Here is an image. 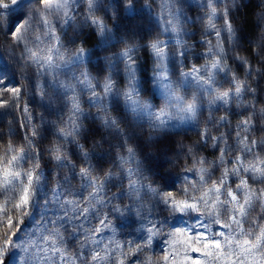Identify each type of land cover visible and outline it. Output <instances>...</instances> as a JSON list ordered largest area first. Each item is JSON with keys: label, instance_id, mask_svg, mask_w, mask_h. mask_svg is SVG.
Returning a JSON list of instances; mask_svg holds the SVG:
<instances>
[{"label": "snow or ice", "instance_id": "snow-or-ice-1", "mask_svg": "<svg viewBox=\"0 0 264 264\" xmlns=\"http://www.w3.org/2000/svg\"><path fill=\"white\" fill-rule=\"evenodd\" d=\"M238 2L194 0L196 7L203 10L197 19L203 26L205 37L201 43L207 46L203 55L210 59L201 66L193 64L183 69V59L189 51L184 40L188 34L184 25L190 20L185 12L187 0H159V11L155 17L157 24L162 21L163 25L159 33L147 42L141 34L145 17L140 15L138 8L144 7L151 11L152 4L149 0H144L143 4L139 0H117V10H126L129 15H117L114 12L112 19L122 26L127 39L117 40L124 46L112 55L103 57L107 74L101 79L85 66L86 60L98 53L87 48L84 41L71 49L66 47L57 32V25L61 31H64L65 26H72L83 6V23L92 27L94 34L99 37L100 46L109 44L114 38L112 28L103 17L96 15L101 7L107 14V5L100 0H0V37L11 41L7 44V51L13 58L35 66L38 75L49 76L50 84L62 91L70 105L69 115L60 120L63 126L56 128L58 140L51 143L46 151L56 168L67 167L71 173L49 189L52 201L45 199L41 204L38 196L41 188L47 185V177L40 164L41 153L34 145L38 130L33 127L25 135L23 147H15L11 140L0 144V196L4 198L0 201V217H3L0 219V264H10L13 260L17 264H134V260L139 259L138 254L151 245L155 236L160 235V230L153 225L146 230L144 244H135L134 241L121 243L114 238L107 242L97 239V234L103 229L112 227L105 214V218L99 220V226L89 230L90 236L81 241L78 249L70 251L64 234L56 227L69 218V212L72 213L71 219H86L97 204L104 205L105 188L116 176L111 169L100 175L97 167L101 162L94 165L90 150L81 143L82 139H87L90 131L84 124L89 113L81 107L84 94H88L90 108L97 109L94 119H98L103 128L118 134L122 141L127 155H120L117 160L121 174L128 180L130 195L138 202L137 214L145 207L140 193L146 190L170 215L189 216L194 220L193 224H185L169 233L171 237H187L181 245L185 249L183 255L187 258L186 264L187 261H191V264H264V211L255 218L250 217V212L257 205L264 210V188H254L249 184V180L254 184L264 183V138L257 140L253 136L256 127L253 117L257 112L264 116V108L257 110L251 101H244L246 94L255 96L256 89L250 86L247 79H240L232 72L225 50V41L232 45L237 41V29L230 12ZM120 30L117 28V31ZM33 32L37 34L33 36ZM165 34H168V39H160ZM209 36L214 37L215 43L207 39ZM71 43L75 44V38ZM169 45H173L176 50L170 51ZM21 46L23 51L17 56L16 49ZM141 49L146 50L152 60L149 79L138 75L143 70ZM233 58L245 66L246 76L259 71L253 68L247 57L235 55ZM170 63L181 65L178 76L175 68H169ZM119 65H123V87L113 78L119 75ZM98 71L103 72L105 69L101 66ZM221 75L225 80H230L231 86L225 90H221L222 82L218 79ZM61 76L70 78L62 80ZM5 80L6 73L0 70V101H3L0 108L14 105L21 92L19 88L4 87ZM152 88L159 91L162 100L158 107L144 95ZM192 89L194 91L188 95ZM205 98L209 108L219 105L227 110L236 101L237 107H244L245 111L251 109L235 126L234 144H228V138L223 133L213 136L207 126L200 132V140L204 144L211 140L212 146L216 148L223 143L219 157L211 162L212 165L218 167L230 164L231 167L225 166L220 177L212 180V171L210 167H205V159L193 157L192 166L184 171L196 175L198 179L188 181L185 176L186 186L181 187L179 194L163 192L143 183L146 177L143 161L137 159V149L149 159L151 167V158L145 152L147 146L135 130L127 132L121 122L127 123L131 116L132 125L147 123L152 132L157 133L167 132L183 123L198 124V117L205 107ZM121 100L122 114L114 116L113 101L119 103ZM24 111H28L27 107ZM209 123H212V118ZM216 123L230 122L228 116L224 115ZM133 139L137 141L135 147L129 143ZM148 139H152L151 133ZM70 144L75 145L82 160L78 171L77 165L69 158ZM188 151L191 153L192 149ZM30 161L31 166L25 168ZM133 164L134 167L131 166ZM77 177L82 188L91 189L82 200L76 198L82 193L69 191L71 180ZM62 188L64 190L60 191ZM50 202H54L62 215L46 223L38 221L39 235L35 240L31 237L22 238L20 225L25 219L32 218L38 206L47 209ZM112 211L118 213L120 208L113 206ZM49 224L53 227L49 228ZM214 227L216 231L212 230ZM190 253L196 255L193 257ZM175 258V253H169L161 259L164 264H170V260ZM140 264L154 262L148 256Z\"/></svg>", "mask_w": 264, "mask_h": 264}, {"label": "trees", "instance_id": "trees-1", "mask_svg": "<svg viewBox=\"0 0 264 264\" xmlns=\"http://www.w3.org/2000/svg\"><path fill=\"white\" fill-rule=\"evenodd\" d=\"M159 2V0H157ZM104 5L108 6L107 14L101 7L96 15L103 17L108 23L109 27L112 28L113 40L106 45L100 46L99 37L96 36L92 30V27L83 23L84 7L81 6L80 15L77 16L75 23L72 26H65L64 31H61L59 25H57V32L61 35L64 40L65 46L73 48L79 45L81 41L85 42V46L89 48L93 53L98 55H92L90 60H86L87 70L96 75L98 78H103L107 74V65L103 59L106 55H112L115 51H118L124 45L123 43H117V40L121 38L127 39L122 26L117 24V21L112 19V15L115 12L117 15H129L126 10L118 11L116 8L117 0H100ZM152 4V1H149ZM141 2L140 4H143ZM222 6V5H220ZM219 7V6H218ZM159 9H155L152 4V10L148 8L139 7L138 12L140 15L145 17L141 25V34L144 36V41L147 42L149 39L156 36L160 28L163 25L161 21L157 24L155 13ZM203 10L196 7L194 0H187L185 6V12L190 20L185 23L184 27L187 29V35L184 36V40L187 41L189 51L187 56L183 59L182 67L187 69L193 64L201 66L206 63L210 58L205 57L203 53L206 51V45L201 43L203 36V26L197 19ZM233 25L237 29V41L234 45L229 44L225 41V50L227 56V63L240 79H251L255 74L261 75L263 83L258 84L259 87V103L261 108H264V0H239L237 6L232 8L230 12ZM222 23V21H217ZM120 28V31H117ZM66 32V35H65ZM33 32L32 35H36ZM168 34L161 35L160 39H165ZM75 38V44L71 43L72 39ZM140 39L139 36L136 37ZM215 43L214 37H207ZM10 40V39H9ZM11 42V41H10ZM115 45V47H113ZM35 47L34 45H30ZM104 49H107L105 51ZM169 50H176L173 45H169ZM23 51V47H19L17 56ZM235 55L245 56L249 59L250 64L254 69L259 71H253L251 76L245 75V66H243L238 60L234 59ZM141 56L144 57L143 70L138 75L144 79H149L152 60L146 50L141 49ZM4 60L10 63L7 56L4 55ZM16 75L20 81L21 89L19 98V107L22 108L28 103L31 107L29 109L34 110L38 121L33 125L38 130L37 136L34 138V142L38 145V151L41 153L40 161L41 166L55 165L49 157V153L46 149L51 143L57 141L58 138L55 135L56 128L62 127L60 124L61 118H67L69 115V107L66 98L62 91L55 88L50 84L51 78L45 75H38L35 66L26 63L23 60L16 59L15 62ZM103 66L105 71L101 72L98 69ZM120 71L119 75H114L113 78L118 82L120 87L124 86L123 76V65L118 66ZM169 68H175L176 75L178 76L181 70L179 63L169 64ZM79 73L77 72V75ZM231 74H229L230 76ZM68 76H61L60 79H69ZM261 81V82H262ZM75 81H73L74 83ZM6 87V86H4ZM8 88V87H6ZM10 89V88H9ZM194 91L189 90L188 95ZM43 93V95H42ZM10 95V94H9ZM71 95V93H68ZM145 97L151 102L157 105L162 103L159 91L152 88L150 91L144 93ZM3 101H0V103ZM15 105V104H14ZM11 105L9 107H12ZM204 109L200 113L198 124L183 123L177 128H172L167 132L157 133L152 132L147 123L132 125L131 116L128 118V122H121V126L129 133L135 130V133L140 137L141 141L147 146L145 152L148 157L151 158V167L149 159L145 158V155L137 149V159L143 161V170L146 180H152L161 186L170 185L172 190L178 191L182 186L175 182L176 175L183 169L186 164L193 163V157L197 158L198 143H200V132L205 127L207 120L210 118L212 109L208 107L207 99L204 100ZM83 107V106H81ZM88 115V122L86 127L90 129L86 140L82 139L85 147L90 150L92 155V163L95 165L97 162H101V165L97 169H102L105 165L111 164L115 168L118 163V156L125 152L122 146V141L118 134L103 128L101 122L98 119H94L97 113V109L90 108L89 104L83 107ZM7 109V108H3ZM123 110L122 100L117 103L113 101L112 114L114 116H120ZM215 109L213 110V112ZM20 118L23 119L22 113ZM213 116V113H212ZM261 124L264 126V116L260 115ZM11 116L5 113L0 108V144H5L9 140L15 143L14 138L9 133L11 132ZM29 130V129H28ZM30 131V130H29ZM151 133L152 139L149 140L148 136ZM63 143V141H60ZM129 143L135 147L137 141L135 139L129 141ZM191 148L192 152L189 153L188 149ZM69 158L74 162L81 160L79 157L78 149L75 145L68 146ZM207 155H215V151L207 149ZM128 166L129 165H125ZM131 166H135L134 164ZM103 172H100L102 174ZM162 177V178H161ZM3 200V198H2ZM1 200V201H2ZM26 221L29 219H25ZM24 220V221H25ZM28 222V221H27ZM27 225L25 227L27 228Z\"/></svg>", "mask_w": 264, "mask_h": 264}, {"label": "rangeland", "instance_id": "rangeland-1", "mask_svg": "<svg viewBox=\"0 0 264 264\" xmlns=\"http://www.w3.org/2000/svg\"><path fill=\"white\" fill-rule=\"evenodd\" d=\"M144 0H139V3L143 2ZM152 1V4L155 9L158 8V1L157 0H149ZM159 9V8H158ZM166 37L163 40H167ZM10 43L9 38L0 37V70H3L6 73V80L4 86L8 88L13 87H20V81L18 76L16 75V68L15 62L16 59L12 57V55L7 51V44ZM19 51V48L16 49V53ZM4 55L7 56L10 60V63H7L4 60ZM261 75L255 74L253 78L248 80L250 86L256 89L255 96L245 95L244 101L249 102L251 101L255 104L257 110L261 108V104L259 103V87L258 84L263 83L261 79ZM218 79L222 82L221 90H225L229 88L230 80H225L224 77L221 75ZM262 81V82H261ZM219 86V85H218ZM191 94V93H190ZM87 95L84 94L81 98V106H86L87 103ZM207 99V98H206ZM2 103V102H1ZM19 101L16 100L15 105L12 107H4L7 109L1 108L5 113L11 116V132L9 133L14 138V146L17 148L23 147L26 143L25 135L29 133L33 125L37 123L38 118L34 110L29 109L31 106L26 103L24 106L27 107L28 111L25 112L24 108L22 111L19 107ZM82 107V108H83ZM94 109V108H92ZM215 111L213 112V110ZM248 111H251L249 109ZM248 111H245L244 107H237V102L233 101L231 106L226 110L223 106H214L212 109V113L210 118H212V123H209V119L206 122V125L210 130L213 136H219L222 133L227 136V143L234 144V136H235V126L236 124L248 115ZM22 113L23 119H21L20 114ZM227 115L229 118L228 124H217L216 120L220 116ZM253 119L256 121V127L253 130V136L259 140L264 138V126L261 124L260 114L257 112L254 115ZM88 118L84 120V124L86 126L88 122ZM175 123V122H174ZM29 129V130H28ZM198 143V153L197 158L199 159L203 157L205 159V167H210L212 171V180H217L225 166L231 167L230 164L228 165H219L213 166L212 161L217 160L219 157V149L223 147V143H221L218 147L214 148L212 146V141L209 140L207 144L201 142ZM81 143L84 142L81 140ZM35 148L38 150V145L34 142ZM207 149L211 151H215V155L210 156L207 155ZM122 155H127L126 151L122 153ZM31 161L26 164L24 167H30ZM42 162L40 161V164ZM77 165L76 171L79 170V167L82 166V160L75 163ZM192 164H186L183 169L176 175L175 182L180 185H185V176H187L188 181H196L198 177L193 175L192 173H187L184 171L185 168L191 167ZM126 168L128 166H125ZM45 176L47 177V185L41 188L40 195L38 199L41 204L44 203L45 199L52 201V192L49 190L53 185L56 184L57 181L63 180V177L67 175H71L69 168L65 167L63 169L56 168L55 165H49L42 167ZM108 169H111L116 176L113 180L106 186L105 193L103 195L106 196L105 204L104 205H96L94 212L90 213L87 218H80L79 220L71 219L72 213L69 212V218L62 223H58L56 227H59L62 233L65 236L67 247L70 251H75L78 249L79 244L81 241L85 240L86 236H90L91 229L99 226V220L105 218V214H107L108 220L111 221V228L103 229L99 234H97V239H103L105 242L109 239H116L121 243L125 241H134L135 244H144L147 235V229L151 228L153 225L160 230V235H157L153 238L151 245L145 248V250L138 254L139 259L134 260V264H140V261H143L145 257H152L154 264H164L163 260L161 259L165 255L169 253H175V259L170 260V264H186L187 258L183 255L184 248L181 245L187 239L184 235H178L176 237L169 236V233L174 231L175 228H182L185 224H193L194 220L189 216H179V215H170L169 212L164 208L162 204H158L156 202L155 197L152 196L151 193H148L146 190H141V197L142 203L145 207L138 212V202L130 195V190L128 188V180L123 177L120 172L119 164H116L115 168L109 164L108 166L102 167V169H97V172H104ZM103 174V173H102ZM100 174V175H102ZM146 177V176H145ZM145 184H150L154 188H159L163 192H173L179 194L178 191L172 190L170 185L161 186L155 181L146 180L142 181ZM211 181H209L210 184ZM238 182L234 181L233 183ZM249 184L251 187L254 188H264V183H253L249 180ZM69 191L73 193H82V196H77V199H83V197L88 196V193L91 189H85L81 187L80 179L74 178L70 182ZM65 187H68L67 185ZM64 189H60L63 191ZM2 196H0V201L2 200ZM73 198V197H69ZM4 199V198H3ZM3 201V200H2ZM95 204V201H92ZM113 206H118L120 208V212H113ZM262 210L259 205H257L253 210L250 212V217L255 218L261 214ZM16 215V213H13ZM62 215V211L55 206L54 202H50L48 204L47 209L37 207L35 212H33L32 218L29 220H25L23 224L20 225L22 231L20 232V236L24 239L31 237V239L35 240L36 237L39 235V224L38 221H44L45 223L47 220L56 219L57 216ZM195 214H193L194 216ZM3 219V217H0ZM27 225V228L25 225ZM49 228L53 227V225L49 224ZM248 225L245 224V228ZM74 229H78L77 231H73ZM114 229V231H113ZM216 231L217 229L214 227L212 229ZM15 231V225L13 228ZM193 257L196 253H190ZM10 264H17L16 260L10 262ZM187 264H191V261H187Z\"/></svg>", "mask_w": 264, "mask_h": 264}]
</instances>
